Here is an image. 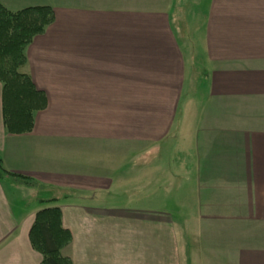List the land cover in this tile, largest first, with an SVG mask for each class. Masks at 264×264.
Segmentation results:
<instances>
[{"label":"crops","instance_id":"1","mask_svg":"<svg viewBox=\"0 0 264 264\" xmlns=\"http://www.w3.org/2000/svg\"><path fill=\"white\" fill-rule=\"evenodd\" d=\"M25 1L46 105L9 133L0 82V264L53 206L71 264H264V0Z\"/></svg>","mask_w":264,"mask_h":264},{"label":"trees","instance_id":"2","mask_svg":"<svg viewBox=\"0 0 264 264\" xmlns=\"http://www.w3.org/2000/svg\"><path fill=\"white\" fill-rule=\"evenodd\" d=\"M53 20L54 10L49 5L10 10L0 3L1 110L4 129L9 133L30 131L36 111L46 105L45 94L34 86L22 67L26 62L27 45ZM4 177L18 179L19 176L4 169L0 158V179ZM28 236L31 246L41 254L40 264H71L69 258L61 254L70 234L62 226L58 207L38 210Z\"/></svg>","mask_w":264,"mask_h":264},{"label":"rangeland","instance_id":"3","mask_svg":"<svg viewBox=\"0 0 264 264\" xmlns=\"http://www.w3.org/2000/svg\"><path fill=\"white\" fill-rule=\"evenodd\" d=\"M58 1L64 2V0L63 1L57 0V2ZM50 2H51V0H50ZM0 3H2L3 5H5L7 8H9L11 10L18 8V7H23L24 4H27V2L25 0H0ZM14 200L17 202V205L20 208L23 207V209H24L31 204L30 192L29 191H27L25 193L19 192L18 196L16 198H14Z\"/></svg>","mask_w":264,"mask_h":264}]
</instances>
